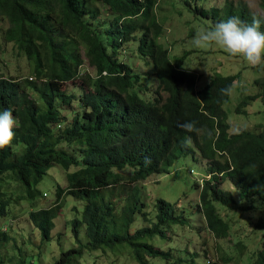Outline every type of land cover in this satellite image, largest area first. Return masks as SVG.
Segmentation results:
<instances>
[{"label": "trees", "instance_id": "16d2710c", "mask_svg": "<svg viewBox=\"0 0 264 264\" xmlns=\"http://www.w3.org/2000/svg\"><path fill=\"white\" fill-rule=\"evenodd\" d=\"M160 1L0 0V20L8 23L0 27V48L3 42L14 44L31 66L28 77H0V110H10L19 124L12 144L0 150V217L7 215L11 205L2 186L5 178L15 177L33 201L43 194L38 186L51 169L58 165L69 172V188H59L58 196L60 200L66 193L87 202L83 220L73 223L82 248L63 252L56 264H81L85 252L100 249L127 250L138 264H151L154 259L195 264L194 255L175 258L171 249L163 251L150 242L154 237L165 239L171 226L184 224L182 213L168 201H157V219L150 226L133 234L131 228L143 202L138 183L197 152L208 162L209 179L203 188L196 185L200 190L197 212L207 230L217 240L226 238L231 226L218 206L233 208L239 200L262 212L253 232L264 234V191L257 190L264 188V124L256 131L229 133L223 106L230 94L220 90L232 88L238 75H216L199 90L197 74L183 69L189 53L173 61L160 42L163 27L156 13ZM220 11L196 8L204 18H218ZM223 12L226 20L252 19L246 5L235 7L228 0ZM133 41L149 67L146 73H136L121 57L123 46ZM86 64L94 75L84 70ZM79 77L83 88H88L84 94L76 97L62 89ZM258 99L264 106V90L244 98L237 112ZM74 103L81 110L72 109L69 120L71 114L68 117L63 111ZM188 121H195L201 131L189 133L179 127ZM67 144L81 147L82 157L65 149ZM73 167L79 169L70 172ZM125 169L131 173L122 174ZM223 183L230 184L237 197L219 187ZM125 184L133 188L123 206L101 192L117 185L126 192ZM59 206L60 202L31 212L44 242L53 239ZM83 223L86 244L81 239ZM1 229L0 249L11 239ZM237 248L245 250L241 241ZM256 257L254 264H264V243ZM26 260L22 256L17 264ZM0 264H7L1 253Z\"/></svg>", "mask_w": 264, "mask_h": 264}, {"label": "rangeland", "instance_id": "374dc122", "mask_svg": "<svg viewBox=\"0 0 264 264\" xmlns=\"http://www.w3.org/2000/svg\"><path fill=\"white\" fill-rule=\"evenodd\" d=\"M227 0H161L156 13L160 25L163 27V36L160 42L170 50V58L176 61L184 53H189L183 63V69L197 74V88L203 89L209 81L216 75L230 76L238 75L229 100L224 104L230 125V134L241 131H256L264 124V106L258 99L250 101V104L242 107L240 113L237 107L247 96L262 94L264 90V65L251 66L243 62L239 57L227 55L222 49H197L190 45L195 32L200 28L203 21H210L213 25L221 21H226L224 16V6ZM235 7L246 5L249 13L261 18L264 21V9L262 0H228ZM204 8L208 11L220 9L218 18H204L196 12V8ZM211 15H214L211 12ZM103 17H101L102 19ZM264 23V22H262ZM8 23L0 20V27L6 28ZM207 27L208 25H204ZM121 57L138 74L146 73L149 70L146 62L141 59L137 52L136 42L125 44L121 50ZM84 70L94 75V71L86 64ZM31 75V66L27 57L22 54L12 43H2L0 48V77L22 78ZM82 75V74H81ZM150 84L154 83L149 79ZM157 83L152 87L156 88ZM62 89L69 94L79 96L84 94L88 88H83L82 79L79 77L74 82L63 85ZM75 112L81 110L77 103L71 109H65L64 115L69 117L71 110ZM73 112V114L75 113ZM73 115L68 119L71 120ZM69 152L82 157L81 147L76 144L64 145ZM79 168L73 167L70 172ZM208 162L203 160L200 154L183 156L176 160L167 169V172L156 173L146 181L138 183L140 195L143 201L138 218L131 228L133 234L137 229L150 226L157 219L156 203L159 199H164L171 203L178 213H182L184 224L171 226L167 230L166 238L154 237L151 243L163 251L172 250L175 258L187 259L189 255H194L195 264H254L257 251L262 249L264 234L253 232V226L262 217L260 210L251 209L249 202L237 200L233 208H222L218 206V212L223 219L231 226L229 234L224 239H215L207 230L205 221L200 212H197L198 195L200 190L197 184L201 179L207 177ZM193 171V174H191ZM68 173L60 166H55L45 176L44 181L38 186V190L43 194L36 200H29L24 189L17 182L15 177L5 178L2 183L3 189L11 199L6 216L0 217V228L11 237L8 243L1 244L0 253L6 258L7 264H17L22 256H26L25 264H56L63 254L73 248H82L74 233V221L83 220L84 209L87 204L84 200H79L74 195L64 194L59 200V188L67 191L69 188ZM124 175H129L131 171L125 169L121 171ZM209 178V177H208ZM126 192H122L121 186L102 189L107 200L120 203L123 206L129 196L133 185L125 184ZM137 185V184H136ZM219 187L238 193L232 189L228 183H223ZM22 191V192H21ZM48 194V196H46ZM239 199V198H238ZM60 202L55 219L53 239L44 242L42 233L31 219L33 209H49ZM61 207V208H60ZM79 209V211H78ZM77 210V211H75ZM9 229V230H8ZM8 230V232H6ZM81 239L83 243H88L87 225L83 223L81 229ZM245 246L241 251L237 248L238 242ZM197 257V258H196ZM13 263L10 262V260ZM151 261V260H148ZM149 263V262H148ZM81 264H138L127 250L120 252H109L108 250H98L85 252ZM151 264H170V261L161 259L152 260ZM185 264V263H183Z\"/></svg>", "mask_w": 264, "mask_h": 264}, {"label": "clouds", "instance_id": "9594fccd", "mask_svg": "<svg viewBox=\"0 0 264 264\" xmlns=\"http://www.w3.org/2000/svg\"><path fill=\"white\" fill-rule=\"evenodd\" d=\"M262 22L264 21L256 16H253L250 22L243 21L238 16H232L226 21H221L214 25L210 21H203L191 39L190 45L197 49H210L213 47L222 49L227 55L239 57L243 62L251 66H262L264 65V31H261ZM204 25L208 26L205 27ZM30 80H34V78H30ZM220 91L221 94L227 95L231 93L232 88L229 86L222 88ZM18 126V120L10 110H0V150L12 144L16 136L14 129ZM179 127L189 133H199L201 131L196 126L195 121L184 122ZM191 174H193V171H191ZM208 177L198 182L201 188H203L204 182L209 179ZM257 190L264 191V188ZM207 264H210V262L208 261Z\"/></svg>", "mask_w": 264, "mask_h": 264}]
</instances>
